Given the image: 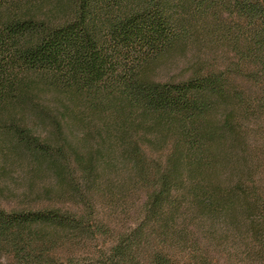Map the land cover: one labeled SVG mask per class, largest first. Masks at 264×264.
I'll return each instance as SVG.
<instances>
[{
	"label": "trees",
	"instance_id": "1",
	"mask_svg": "<svg viewBox=\"0 0 264 264\" xmlns=\"http://www.w3.org/2000/svg\"><path fill=\"white\" fill-rule=\"evenodd\" d=\"M8 2L0 0V10ZM70 2L64 22L0 17V111L13 99L31 98L25 76L34 74L41 88L72 96L95 113H111L114 132L125 145L121 160L136 172L134 184L147 190L142 216L108 249L78 255L86 242L105 235L83 188L73 200L83 213L56 208L0 213V233L38 224L53 228L50 256L39 257L37 264H184L187 257L195 264H223L220 250L226 240L242 239L231 233L244 227L246 208L249 258L264 260V200L257 199L255 152L242 125L257 110L229 75L241 67L219 72L204 65L185 80L167 83L143 77L149 62L180 45L187 51L222 42L245 64L257 65L264 59V0ZM227 20L231 25L223 23ZM34 108L45 113L40 105ZM56 119L53 140L41 141L29 126L15 132L26 150L52 159L65 172L68 145L63 119ZM159 135L172 146L161 159L141 147L143 138ZM243 158L251 162L250 178L240 176L236 166L227 179L229 163ZM92 170L90 162L87 183ZM198 232L206 238L205 249L194 241Z\"/></svg>",
	"mask_w": 264,
	"mask_h": 264
},
{
	"label": "rangeland",
	"instance_id": "2",
	"mask_svg": "<svg viewBox=\"0 0 264 264\" xmlns=\"http://www.w3.org/2000/svg\"><path fill=\"white\" fill-rule=\"evenodd\" d=\"M70 13V0H9L0 10V17L6 20L39 17L64 22ZM223 23L229 26L232 20ZM233 27L236 28L237 24L233 23ZM256 62L257 65L245 64L238 54L222 42L194 46L187 51L180 45L149 62L143 77L146 80L167 83L185 80L192 75L193 69L200 70L204 65L219 72L227 71L234 64L241 67V70L230 71L229 75L242 95L255 101L253 108L257 110V116L250 119L246 115L242 125L245 133L250 134V143L255 152L256 192L257 199L262 204L264 59L261 57ZM25 78L31 98L13 99L7 108L0 111V213L11 215L52 208L83 213L85 208L73 200L79 195V190L88 188L87 194L92 199L95 221L105 227V235L98 236L92 243L86 242L78 255L81 253L87 256L89 251L94 253L106 250L120 234H128L138 224L147 199V190L134 184L137 178L133 167L121 160L125 145L120 144L114 132L115 119L111 117V113L99 114L89 110L84 102L81 106L72 96L41 88L37 85L40 83H37V76L34 74H28ZM22 100L24 103H21ZM35 104L40 105L45 113L38 115ZM59 111L65 113L63 118L57 115ZM48 112L52 114L47 116ZM222 112L224 113L220 111L218 114ZM57 117L63 119L62 133L68 145L69 170L65 172L52 159L26 150L15 132L18 126H29L33 135L41 141L49 138L53 140ZM164 140L160 135L157 138L146 136L141 147L150 157L165 158L172 146L166 145ZM242 160L236 164L232 161L229 163L227 179L234 176L236 166L239 167L240 176L245 180L250 178L251 162L246 158ZM90 162L93 170L87 183L84 180V170ZM245 209L243 230L231 233L232 237L242 235V239L226 240V245L220 250L223 264H264V260L249 258L248 251L252 240L248 235L249 225ZM52 234L53 228L40 224L22 229L21 232L14 230L0 233V264H37L39 257L48 259L49 238ZM224 236L228 237L227 234ZM195 237L194 241H200L205 249L206 238L203 233L198 232ZM64 253L65 250L63 256ZM186 260L187 264H195L188 257L185 261L182 260L184 264Z\"/></svg>",
	"mask_w": 264,
	"mask_h": 264
}]
</instances>
